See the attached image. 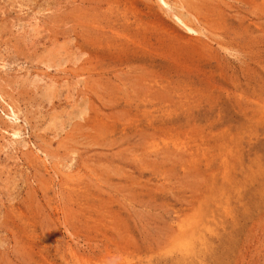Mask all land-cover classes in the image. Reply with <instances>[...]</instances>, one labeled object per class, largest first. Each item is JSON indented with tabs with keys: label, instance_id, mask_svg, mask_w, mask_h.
Returning <instances> with one entry per match:
<instances>
[{
	"label": "rangeland",
	"instance_id": "374dc122",
	"mask_svg": "<svg viewBox=\"0 0 264 264\" xmlns=\"http://www.w3.org/2000/svg\"><path fill=\"white\" fill-rule=\"evenodd\" d=\"M165 1L0 0V264H264V0Z\"/></svg>",
	"mask_w": 264,
	"mask_h": 264
},
{
	"label": "bare ground",
	"instance_id": "6f19581e",
	"mask_svg": "<svg viewBox=\"0 0 264 264\" xmlns=\"http://www.w3.org/2000/svg\"><path fill=\"white\" fill-rule=\"evenodd\" d=\"M161 2H163L164 5L166 6H170L169 3L165 0H160ZM42 9V8H41ZM165 10V9H164ZM47 12V11H46ZM176 17V16H175ZM177 19L179 21V23L188 31L191 33H195V30H193L190 26H188L180 17L177 16ZM54 23V22H53ZM255 30V29H254Z\"/></svg>",
	"mask_w": 264,
	"mask_h": 264
}]
</instances>
